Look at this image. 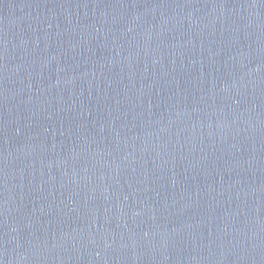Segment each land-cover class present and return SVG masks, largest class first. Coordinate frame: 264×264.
Wrapping results in <instances>:
<instances>
[{
    "label": "water",
    "instance_id": "1",
    "mask_svg": "<svg viewBox=\"0 0 264 264\" xmlns=\"http://www.w3.org/2000/svg\"><path fill=\"white\" fill-rule=\"evenodd\" d=\"M0 264H264V0H0Z\"/></svg>",
    "mask_w": 264,
    "mask_h": 264
}]
</instances>
